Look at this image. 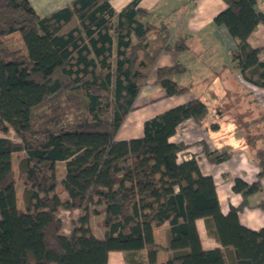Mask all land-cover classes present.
<instances>
[{
  "label": "trees",
  "instance_id": "1",
  "mask_svg": "<svg viewBox=\"0 0 264 264\" xmlns=\"http://www.w3.org/2000/svg\"><path fill=\"white\" fill-rule=\"evenodd\" d=\"M140 1L117 13L111 0H73L40 16L29 0H0V264H107L113 251L127 262L156 264L162 247L154 231L166 223L174 253L164 264H228L225 251L232 264H264V228L249 229L239 218L262 189L264 149L256 151L257 181L236 178L233 190L243 201L224 214L214 179L196 158L180 159L187 146L170 141L183 122L204 123L203 101L148 119L141 137L118 138L151 81L167 97L191 88L174 79L183 65L155 70L159 56L175 49L172 30L165 19L151 22ZM223 2L214 22L237 41L232 56L244 80L264 89V61L249 44L264 24L259 0ZM16 33L25 52L8 45ZM257 207L264 211V201ZM63 212L71 216L69 232ZM94 218L103 237L90 226ZM198 219L225 250L203 248Z\"/></svg>",
  "mask_w": 264,
  "mask_h": 264
},
{
  "label": "crops",
  "instance_id": "2",
  "mask_svg": "<svg viewBox=\"0 0 264 264\" xmlns=\"http://www.w3.org/2000/svg\"><path fill=\"white\" fill-rule=\"evenodd\" d=\"M72 1L29 0L40 16L61 9ZM132 1L111 0V5L119 13ZM139 6L151 12V22L166 20L172 30L170 43L175 49L178 48L163 52L157 60L155 70L181 64L185 68L184 72L175 75L174 79L191 88L184 95L167 97L165 89L151 81L139 93L135 109L127 117L118 138L130 140L141 137L143 125L148 119L193 99L203 101L209 110L204 123L199 125L192 119L183 122L170 141L187 146L180 159L196 158L201 173L214 179L221 211L227 214L231 207H238L243 201L242 195L233 190L234 180L241 178L249 184L257 181L259 167L256 151L264 149V122L260 121L264 115V89L244 80L232 56L237 49V41L225 26L214 22L215 17L226 8L223 0H141ZM249 44L260 51L259 59L264 61V24L257 27L249 38ZM154 74L151 79H154ZM258 126L262 129L257 130ZM225 154L230 155L225 161H210L211 156ZM14 155L17 157L16 164ZM12 167L17 203L21 209L22 185L18 181L17 154L12 155ZM59 170L62 180L65 168L60 167ZM262 201L264 178L262 189L248 199L250 207L239 214L241 224L252 230L264 228V211L257 207ZM74 215H78V212ZM95 219L98 218H94L90 226L95 235L103 237L104 230L96 228ZM196 226L204 249L225 250L214 238L208 236L203 219H198ZM69 231L70 229L66 230ZM154 238L162 247V251L157 254L156 264H164L174 253L169 250V223L156 228ZM225 257L228 264H232V257L226 251ZM107 264L134 262H127L124 253L113 251L109 253Z\"/></svg>",
  "mask_w": 264,
  "mask_h": 264
},
{
  "label": "rangeland",
  "instance_id": "3",
  "mask_svg": "<svg viewBox=\"0 0 264 264\" xmlns=\"http://www.w3.org/2000/svg\"><path fill=\"white\" fill-rule=\"evenodd\" d=\"M257 7L261 10L264 11V0H259L258 4H257ZM12 38V41L8 44L9 47H13V48H16L18 50H21L22 52H25V48H24V43L23 41L21 40L20 38V35L18 33L14 34L11 36ZM262 127L261 126H258L257 127V130H261ZM0 136H2V134L0 133ZM11 137V139L13 140H16L14 137H15V134L14 132L11 130L9 135ZM16 161H17V157L16 155H14V162L16 164ZM16 167V165H15ZM62 218L64 220V226H65V230H69L71 228V222L70 221V217L68 216V214H66L65 212L62 213ZM77 215H74V217H76ZM95 220H98V219H95ZM95 223V221L93 222V224ZM96 225V224H95ZM97 228V227H96ZM95 228V229H96Z\"/></svg>",
  "mask_w": 264,
  "mask_h": 264
}]
</instances>
